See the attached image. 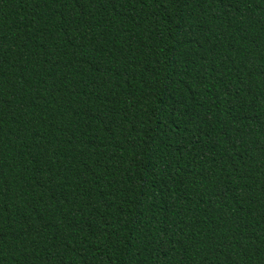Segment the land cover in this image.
Wrapping results in <instances>:
<instances>
[{
    "label": "trees",
    "instance_id": "16d2710c",
    "mask_svg": "<svg viewBox=\"0 0 264 264\" xmlns=\"http://www.w3.org/2000/svg\"><path fill=\"white\" fill-rule=\"evenodd\" d=\"M0 264H264V0H0Z\"/></svg>",
    "mask_w": 264,
    "mask_h": 264
}]
</instances>
